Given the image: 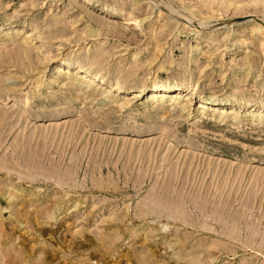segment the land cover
<instances>
[{
    "label": "rangeland",
    "instance_id": "rangeland-1",
    "mask_svg": "<svg viewBox=\"0 0 264 264\" xmlns=\"http://www.w3.org/2000/svg\"><path fill=\"white\" fill-rule=\"evenodd\" d=\"M92 2L0 0V264H264V0Z\"/></svg>",
    "mask_w": 264,
    "mask_h": 264
},
{
    "label": "bare ground",
    "instance_id": "bare-ground-1",
    "mask_svg": "<svg viewBox=\"0 0 264 264\" xmlns=\"http://www.w3.org/2000/svg\"><path fill=\"white\" fill-rule=\"evenodd\" d=\"M86 3H87V5H89L90 6V4H92L93 5V3L94 2H92V0H84ZM113 14H115V15H117L118 14V12H115V11H112V10H109V15H113ZM135 21H136V19H135ZM78 67H79V65H78ZM79 69H81V67L79 68ZM56 72H59V71H61V67L60 66H57L56 67V70H55ZM82 77H83V79H85V80H91V81H95V80H100V82H102V81H104V79L100 76H97V74L96 73H94V72H91V71H88V70H83V73H82ZM117 90L119 89V88H117V87H115ZM151 90H149L150 92H151V95L153 96V97H157L160 93H158V92H163V91H168V90H175V91H179V93L180 92H182V91H184V87L182 86V85H180V84H176V83H159V84H153V85H151ZM144 90V88H142L140 91H141V93H142V91ZM138 93V92H137ZM140 94V93H139ZM139 94H137V95H135V97H137V96H140ZM161 95H163V93H161L160 94V96ZM212 99L211 98H202V100L198 103V106L199 107H204V106H206V104L207 103H212V104H219V103H216V102H212L211 101Z\"/></svg>",
    "mask_w": 264,
    "mask_h": 264
}]
</instances>
